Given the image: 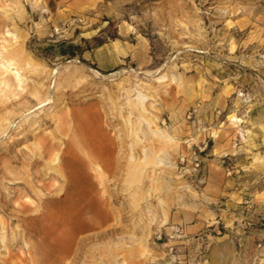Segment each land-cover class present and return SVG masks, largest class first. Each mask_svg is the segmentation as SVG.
Returning a JSON list of instances; mask_svg holds the SVG:
<instances>
[{"label": "rangeland", "instance_id": "1", "mask_svg": "<svg viewBox=\"0 0 264 264\" xmlns=\"http://www.w3.org/2000/svg\"><path fill=\"white\" fill-rule=\"evenodd\" d=\"M73 112L125 153L90 233ZM0 123V264H264V0H0Z\"/></svg>", "mask_w": 264, "mask_h": 264}, {"label": "bare ground", "instance_id": "2", "mask_svg": "<svg viewBox=\"0 0 264 264\" xmlns=\"http://www.w3.org/2000/svg\"><path fill=\"white\" fill-rule=\"evenodd\" d=\"M4 69L7 71L6 67H4ZM9 69L10 71L12 70L11 68ZM12 73L14 74L18 82H20L19 73L17 71H14ZM53 73L55 74V72ZM50 101L51 99L49 98V103L57 105L56 101ZM91 114L92 113L87 112L85 116L81 112H73L66 115L64 117L63 123L60 126L59 132H57V136L54 137L51 142L43 144L40 147V151L38 152L39 157L50 156L52 158L51 162L53 163L50 170L52 169L58 177L64 178L66 180L64 188L59 190L62 195L66 196L68 193V195L71 194L72 196H74L77 194V188L86 191L85 193L87 194L88 198V206L96 211L95 217L97 220H99L98 223H96L92 218H87L89 221L88 226L84 229H81L80 232L89 233L95 231L98 226L104 225L110 219V212L106 209L105 203L102 199L104 195H111L107 190L109 182L108 178L115 177L117 173L121 172V169L123 170V168L120 167L119 163L121 162V160L125 159V153H123L122 155L117 154L118 157L114 156L115 149L113 143L110 139L105 138L102 128L99 126V116L97 115L95 117H92ZM23 122L24 124L21 125V127L26 128L35 123L36 120L32 121V119H30ZM11 125L12 123H9V125L5 127L6 130L9 129ZM0 126H3L2 123H0ZM59 135L63 136L64 138H60ZM58 141H62L64 144L61 152L58 151L59 148H57L56 146V144H59ZM38 156L37 158H39ZM65 160L69 161L73 168L77 171V174L81 175V177L84 179L83 183H81L79 179L74 180L73 183L72 178L67 181V178L65 177V174L63 172V162ZM34 161L35 164H38L40 162L39 160ZM30 182L32 183V181ZM30 182L28 185H31ZM96 183L100 186L101 189H103L102 195H98L95 192ZM32 184H34L31 185L32 187L26 184L27 186H25V188L27 189V191H29V193L31 190L34 191L41 202L44 197L42 193L44 192L35 191L36 183L33 182ZM37 184L39 185V183ZM26 209L28 210V208ZM34 218L35 217H31L30 214H24L19 217V220L28 221ZM98 234L100 233H94L93 235Z\"/></svg>", "mask_w": 264, "mask_h": 264}, {"label": "trees", "instance_id": "3", "mask_svg": "<svg viewBox=\"0 0 264 264\" xmlns=\"http://www.w3.org/2000/svg\"><path fill=\"white\" fill-rule=\"evenodd\" d=\"M63 44L67 45V49L69 50L68 52L62 51L63 56H67L69 58H74L76 55L74 54V52L72 50L75 49L76 47L73 45H68L67 43H63Z\"/></svg>", "mask_w": 264, "mask_h": 264}]
</instances>
